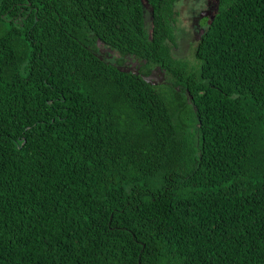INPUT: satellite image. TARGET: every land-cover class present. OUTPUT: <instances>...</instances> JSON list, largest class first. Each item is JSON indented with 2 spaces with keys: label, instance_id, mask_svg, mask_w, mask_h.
I'll list each match as a JSON object with an SVG mask.
<instances>
[{
  "label": "trees",
  "instance_id": "trees-1",
  "mask_svg": "<svg viewBox=\"0 0 264 264\" xmlns=\"http://www.w3.org/2000/svg\"><path fill=\"white\" fill-rule=\"evenodd\" d=\"M145 1L150 33L141 0H0V264H264V0H218L190 70Z\"/></svg>",
  "mask_w": 264,
  "mask_h": 264
},
{
  "label": "rangeland",
  "instance_id": "rangeland-1",
  "mask_svg": "<svg viewBox=\"0 0 264 264\" xmlns=\"http://www.w3.org/2000/svg\"><path fill=\"white\" fill-rule=\"evenodd\" d=\"M143 8L145 10V29L148 33L151 32V7L148 2L142 0ZM210 6H214V10L200 18L203 22V33L212 20L217 11L218 0H173L172 12L170 14L169 23L172 28L173 42H168L169 52L174 59L181 61L187 69H195L199 62L195 58V49L203 33H198V37L193 38L192 34L195 30L193 18L198 15L200 11H208ZM175 48L176 50H174ZM102 50L109 53L105 45L98 41L95 43V51ZM110 55L116 59L119 55L112 51ZM126 63L131 67H137L139 63L132 56L125 59ZM162 71V69H160Z\"/></svg>",
  "mask_w": 264,
  "mask_h": 264
},
{
  "label": "flooded vegetation",
  "instance_id": "flooded-vegetation-1",
  "mask_svg": "<svg viewBox=\"0 0 264 264\" xmlns=\"http://www.w3.org/2000/svg\"><path fill=\"white\" fill-rule=\"evenodd\" d=\"M150 6V5H149ZM144 9V8H143ZM211 10H214V6H210L209 7V9H208V11H211ZM207 11V10H206ZM206 11H200L199 13H198V15L197 16H195L194 18H193V24L195 25V30H194V32H193V34H192V36H193V38H196V37H198V33H203V26H204V21L203 22H201L202 20L200 19V15H201V13H203V12H206ZM151 14H152V9H151ZM144 18H145V10H144ZM206 18V17H205ZM99 40H97L96 42H98ZM95 42V43H96ZM94 48H95V46H94ZM105 48H107L106 50L109 52V53H105V52H103L102 50H100V49H97V51H94V55L96 56V57H98L101 61H105V62H107V63H111L112 65H116V63H117V61L120 59V56H119V58L117 57L116 59H114L111 55H110V53L112 52V51H114V50H111L110 48H108L107 46H105ZM174 50H176L175 48H173ZM129 55H127V56H124L123 57V60H122V63H121V65H119V66H124V67H128V68H130L131 66H129L127 63H126V61H125V59L128 57ZM134 58V57H133ZM135 59V58H134ZM138 63H139V65L137 66V67H133V68H139V70H140V67H141V64H140V62L138 61V60H136ZM157 67H155V68H152L151 70H150V73L149 74H152V72L156 69ZM159 68V67H158ZM160 69V68H159ZM163 71V70H162ZM140 72V71H139ZM165 73V72H164ZM167 77H166V75H165V82H163V84H166L167 83Z\"/></svg>",
  "mask_w": 264,
  "mask_h": 264
},
{
  "label": "water",
  "instance_id": "water-1",
  "mask_svg": "<svg viewBox=\"0 0 264 264\" xmlns=\"http://www.w3.org/2000/svg\"><path fill=\"white\" fill-rule=\"evenodd\" d=\"M141 3H142V0H141ZM209 13H210L209 11L201 13L200 18L207 16ZM117 69L124 73H131L136 76L139 75L143 81H145L148 84H151L152 86L161 85L163 84V82H165V73L164 71H161L158 67L152 72V74L148 76L140 74L139 68H133V67L128 68L124 66H117ZM177 90H179L178 87H177Z\"/></svg>",
  "mask_w": 264,
  "mask_h": 264
}]
</instances>
